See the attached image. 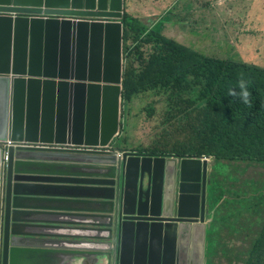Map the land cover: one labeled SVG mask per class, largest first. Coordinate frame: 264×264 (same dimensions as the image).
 Wrapping results in <instances>:
<instances>
[{"label": "water", "instance_id": "95a60500", "mask_svg": "<svg viewBox=\"0 0 264 264\" xmlns=\"http://www.w3.org/2000/svg\"><path fill=\"white\" fill-rule=\"evenodd\" d=\"M0 12V142L63 146H10L7 160L0 148V264H29L31 254L38 258L50 253L20 244L30 238L28 229L46 226L30 222L37 211L21 203L35 199L30 190L56 187L51 180L41 185L38 171L30 169L41 162L49 165V160L89 163L90 179L84 184L90 198L84 201L103 205L100 217L106 222L100 227L108 239L114 231L120 238L130 229L131 246L128 254L121 249L120 264L127 256L137 264L134 241L139 230L134 223L157 221L156 213L165 211V201L159 207L158 188L151 194L150 213H134L137 158L144 155L72 148L107 147L118 136L123 33L122 23L113 19H122L123 0H0ZM196 175L200 178L193 166L184 164L180 181H195ZM78 182L70 187L76 189ZM151 261L152 253H144L145 264Z\"/></svg>", "mask_w": 264, "mask_h": 264}, {"label": "crops", "instance_id": "0c3cea01", "mask_svg": "<svg viewBox=\"0 0 264 264\" xmlns=\"http://www.w3.org/2000/svg\"><path fill=\"white\" fill-rule=\"evenodd\" d=\"M217 1L219 8L216 9L223 19H218L214 14H207V4L196 0L194 14L190 16L193 22L190 32L193 37L186 33H180L179 37L188 44L192 39L193 48L208 56L227 59L236 55L248 63L264 64V59L258 56L264 48V0ZM184 24L189 26L190 22ZM214 34L217 36H213ZM223 48L227 49L223 51ZM41 163L31 167L38 171L36 176L39 183L45 185L51 180V185L56 187L30 190L35 199L21 204L37 211L29 217V221L34 225L51 226H35L27 231L32 238L27 240L30 247L34 250L49 248L50 253L38 258L31 254L29 264H109V259L101 252L106 245L103 242H113L112 238L108 239L109 233L100 227V224L106 222L100 217L104 207L101 203L84 201L90 198L86 190L87 185L84 184L90 179L89 163L70 160H49V165ZM152 163L156 167V182L154 185L150 170L138 180L135 215L143 216L147 212L145 199L163 186L160 177L163 175V163L157 159L153 162L150 160L145 169L151 167ZM166 166L168 185L163 197L165 211L156 213L155 217L159 218L157 221L134 223L139 230L136 236L137 264H145L144 253L149 251L152 253L151 264H215L216 256L212 255V248L217 245L222 248L250 246L242 244L245 239L239 236V226H246V221L238 215L235 219H228V216L222 213V232L225 235L222 238L215 237V230L208 222L210 215L207 217L204 201L200 199L201 184L197 180L180 181V171L169 163ZM75 182H78L76 189L70 187ZM63 186L68 187L63 189ZM37 197L44 199L38 200ZM105 210H109V207ZM204 217L205 221L201 222ZM256 222L261 223V220ZM177 225L182 228V234H176L174 227ZM129 238L130 229L122 234V246L126 254L131 246ZM125 262L131 264V259L127 256ZM227 263L231 262L225 260L224 264ZM22 264H25V260Z\"/></svg>", "mask_w": 264, "mask_h": 264}, {"label": "trees", "instance_id": "16d2710c", "mask_svg": "<svg viewBox=\"0 0 264 264\" xmlns=\"http://www.w3.org/2000/svg\"><path fill=\"white\" fill-rule=\"evenodd\" d=\"M144 27L125 14L122 112L131 115L136 97L151 95L143 115L145 121L154 123L156 139L137 147L124 143L120 149L147 155L214 157L210 192L223 177L225 183L217 188L221 199L233 190L241 200L244 188L251 192L259 184L264 201V64L248 67L231 59L206 57ZM239 80L246 81L250 92L247 105L239 97L228 96V89L236 88ZM125 131L123 125L122 134ZM211 206L219 213L223 209L228 219L245 212L235 211L229 200ZM262 226L253 245L233 252L222 250L223 259L232 264H264Z\"/></svg>", "mask_w": 264, "mask_h": 264}, {"label": "clouds", "instance_id": "9594fccd", "mask_svg": "<svg viewBox=\"0 0 264 264\" xmlns=\"http://www.w3.org/2000/svg\"><path fill=\"white\" fill-rule=\"evenodd\" d=\"M130 1H132V0H123V17H122V19H113L115 22H121L122 23V33H123V19H124L125 14L131 16L133 19L136 20V18L134 16H132V15L127 13L126 4H127V2H130ZM195 1L196 0L192 1V2H194V4L192 5V10H191V12L189 14H186L187 13L188 4H187L185 9L175 8V11H177L179 9L180 12L184 15L183 19L181 20L182 23H183L182 26H184V29L182 31H180V32L178 31V33H177V40H179V41L185 42L183 39H181L179 37L180 33H182V35H184L185 33L186 34H190V29L193 28V22L191 21V18L189 19L188 17H190V16L192 17V15L194 14ZM169 8H170V6L167 8V10ZM0 14H3V12H0ZM16 15H17L16 13H12V16H16ZM167 19H168V12H167L166 18H163L161 24L159 25V27H161V29H159V28L155 29L153 27L155 22H152V24L149 25L146 29L149 28V29H152V30H156L157 32H159V33H161V34H163L165 36L169 32V29H166L169 26L166 23ZM103 21H105V20L103 19ZM184 22H190L189 26L185 25ZM167 36H165V37H167L168 39L174 38L171 35H167ZM172 40H174V39H172ZM185 43L186 44H183V45H186L188 47L191 46L190 44L188 45L187 42H185ZM194 51H196V50H194ZM196 52H198V53H200V54H202V55H204L206 57L217 58V59H220V60L231 59V60H234V61H237V62H240V63H244L248 67L250 65H253L252 63L245 62L240 56H236V55H234L233 58L229 57L227 59H224V58H218V57H214V56H208V55H205V54L201 53L200 51H196ZM123 66H124V61H123V34H122V84H121L122 90H121V96H120V129H119L118 136H116V138L113 140V142L111 144H109L107 147L73 146L72 148H75V149H78V150L94 151V152H98V151L110 152V151H113V150H117L118 151V156H122V154L124 152H131V153H135V154H140V155H144V156L138 157L137 159H138L139 163H140V161L142 159H144L145 166L150 162V160L152 162H153L154 159L160 160V162L163 163V175L160 176L162 178V181H163V186L161 188V195H160V201H159V207L160 208H161V205L163 204V197H164V190H165V180L168 177V167L166 166V164L169 163L173 168L175 167L179 171H181V167L184 164H189V165L193 166L194 173L198 172V174H200V178H199L198 175H196L197 181L202 186L200 199L204 201V207H205V210L207 211V217H208V214L211 216L213 208L211 206L212 203L209 201V198L211 196V192H210V190H211V173L213 171V168L216 165V159L214 157H206V156H201V157L184 156V157H181V156H167V155H147V154H144V153L141 154V153H138V152H133L130 149L129 150H125V151H122L120 149L119 144L117 142V138L122 134L121 130L123 128V125H125V127L127 129V118H128V116H130V119H131V115L134 116L135 117V119H133L134 121L135 120L138 121L139 119H141V118H138L139 115L137 113L136 114L133 113V111H134L133 105H131V108H132L131 115L123 114V112H122V110H123L122 109V103H123V101H122ZM228 96H230V97H239V99H240V101L242 103H244L245 105L249 104L250 103V100H249L250 92H249V90H248V88L246 86V81L239 80L238 83H237V87L236 88H229L228 89ZM151 98H152V96H151ZM139 99H141V98H139ZM143 102L145 104L146 102H148V100L143 101ZM143 114H146V112H144V110L142 108L140 115H141V117H142L144 122H149V121H145ZM153 127H154V123H153ZM124 134H126V131L122 135H124ZM10 146H15V147H36V148H50V147L62 148L63 147L61 145L51 146V145H46V144H37V143H29V142H13L12 140L8 139L6 141L0 142V148L2 149V155L4 156V158L6 160L8 159L7 158V152H8L7 150H8V148ZM125 146L129 147L128 144H126ZM145 166H144V169H140V177H139V179L142 177V175L145 172L147 173L149 170L152 173V177H154V175L156 174V172H155L156 167H154L153 163H152L151 167L148 166L147 169H145ZM116 173H117V177H119V174L121 173V171L119 172V169H118L116 171ZM120 178H121V175H120ZM122 183H123V179L121 178V185H122ZM121 191H122V188H121ZM207 192H208V194H207ZM148 196L149 197H147L145 199V204L148 207L147 212L150 213V209H151V206H152V198H151V195H148ZM37 198H41V197H37ZM30 200H32V199H30ZM122 200H123V196H122V194H120V202H122ZM222 204H223V201L221 202V205ZM23 205H26V204H23ZM243 206L244 207H243V209H241V211L245 210V212L243 213L241 218L243 220L247 221L246 219L250 216V214L246 212L248 210V208H249V204H244ZM250 206H251V211H252V213L254 215V218H255V221L253 220L255 225L251 226V227H248V229L249 228L261 229L263 227L262 225L264 224V214H262V215L256 214V212L254 210H252V205L251 204H250ZM120 209H121V205H120ZM147 212H145V213H147ZM210 216H209V218H210ZM206 219H208V218H206ZM258 219L261 220V223L256 222ZM204 221H205V217H204ZM176 224H180V223H176ZM46 227H51V226L50 225H46ZM163 229L164 230L166 229V225H164ZM174 229H175L176 234L177 233L182 234V228L180 226L177 225V226L174 227ZM122 234H123V232H122ZM47 235L49 236V234H47ZM111 238L113 239V242H108V241L103 242L106 245H104V247L102 248V251L109 254L108 257H106L110 261L109 264H120V253H121V249L123 248V246H122V243H123L122 236L119 238L118 235L114 231V233H111ZM31 239L32 238H28L26 240H23L20 244L25 246V247H30L29 246L30 244L27 242V240H31ZM43 239H45V238H43ZM134 245L136 247V236H135ZM238 248H240V247H233V249H236V250ZM32 249H34V248H32ZM228 249H231V248H228ZM43 250H50V249L49 248H44ZM149 253H150V251H149ZM217 258H220V257L218 256ZM225 260H227V259H225Z\"/></svg>", "mask_w": 264, "mask_h": 264}, {"label": "rangeland", "instance_id": "374dc122", "mask_svg": "<svg viewBox=\"0 0 264 264\" xmlns=\"http://www.w3.org/2000/svg\"><path fill=\"white\" fill-rule=\"evenodd\" d=\"M192 1L193 0H132L130 2H127L126 7H127V13L134 16L137 20V23L145 26L144 28H147L149 25L152 24V22H155L153 27L155 29L156 28L161 29L159 25L161 24L163 18H166L167 12H168V19L166 20V23L169 26L166 29H169V32L165 36L171 35L174 37L171 39H174L175 41L179 43L186 44L185 42L177 40L178 31L180 32L184 29V26H182L183 23L181 21L184 15L180 12L179 9L175 11V8L185 9L188 4L186 14H189L192 10V5L194 4V2ZM202 2H204L208 6V10L206 12L207 14H214L218 17V19L222 18L216 9V8H219V6L216 5L218 2L217 0H202ZM169 6L170 8L167 10ZM212 6L215 8H212ZM188 18L190 19V17ZM190 36L193 37L192 32H190ZM213 36H217V34H214ZM189 41H191L189 42L191 45L190 47L193 48L192 46L193 40L191 39ZM226 49L227 48H223L222 50L225 51ZM194 50L198 51V49L196 48ZM258 56L264 59V48L261 50ZM136 98H141V99L135 100L131 105H133V108H134L133 113L134 114L137 113L139 115L138 118H141V119H139L138 121L136 120L134 121L133 120L135 119L134 116L131 115V119H130V116H128L126 134L122 135L118 139L117 142L119 145H124V143H127L129 147H137L140 144H144V145L150 144L156 139V135L153 134L155 132L153 123L150 121L144 122L140 115L141 110L144 105L143 101L149 100V98H151V95L142 94L140 96H137ZM144 165H145V162H144V159H142L140 161V169H144ZM224 166H227V165H224ZM219 172L222 173L223 170L219 168ZM224 183L225 181H223V177H220V180H217L215 184L216 190L219 185H221L220 187H222V184ZM252 186L253 185H250V187ZM216 190L211 191L212 196H210L209 198V201L211 203L214 202V205L217 202V206H219L221 201H223L224 203H228V200H229L232 203L233 209L235 211H238L240 209H243L244 204H249V208L246 212L249 213L250 216L246 219L247 220L246 226L245 225L239 226V232H240L239 236L245 239L244 242H242V244L253 245L255 242L256 234L260 233V229L249 228L248 230V227L255 225L253 222V220L255 221V218L251 211L250 204L252 205V210H254L256 214H264V201L262 200L263 196H262V193H260L259 191L261 190L260 185L257 184L256 189L251 188V192H247L248 189L244 188L243 189L244 196L241 200H239V198L234 196V192H232L233 190H231L230 193H227L228 197H224L221 199L222 194H217L219 190L217 191ZM222 213H223V209L221 210V213H219L217 209L213 207L211 216L208 219V222L211 224L213 229L216 228L217 230V233L215 235V237L217 238H222L225 235L222 232V227H224V225L221 224V220L224 219ZM238 219L240 218L238 217ZM232 224H235V223H232ZM230 237H232V234L230 235ZM240 248H246V247H240ZM214 249L216 251V260H215L216 263L215 264H224L225 259H223L224 257L221 255L222 250H226L228 252L234 251L233 248L231 249L222 248V247H219L218 245ZM218 256L220 257L219 259L217 258ZM230 257H232V255H230Z\"/></svg>", "mask_w": 264, "mask_h": 264}]
</instances>
